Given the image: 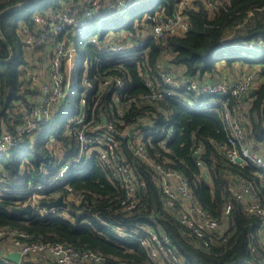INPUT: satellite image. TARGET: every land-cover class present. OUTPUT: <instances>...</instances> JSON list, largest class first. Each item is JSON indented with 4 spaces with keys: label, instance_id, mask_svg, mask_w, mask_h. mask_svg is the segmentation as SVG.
Instances as JSON below:
<instances>
[{
    "label": "built area",
    "instance_id": "2783aa9c",
    "mask_svg": "<svg viewBox=\"0 0 264 264\" xmlns=\"http://www.w3.org/2000/svg\"><path fill=\"white\" fill-rule=\"evenodd\" d=\"M137 1L77 0L73 2L72 8L65 5L43 15H33L31 22L34 28L23 25L19 30L23 47L27 51H32L36 46L42 47L39 56H37L39 53L31 52L38 63L24 71V87L31 89L37 87L39 91L35 101L23 110L22 121L15 126L14 131L11 132L7 128L1 131L0 153L26 146L27 138L31 142L36 140L35 137H39L50 122L51 114L59 105L65 103L75 79L77 42L82 51L76 78L80 87L75 93L78 99L74 115L69 118L65 131L68 147L61 145L55 138H50L48 141L49 149L54 150L52 153L54 175L46 181L45 185L28 181L26 188L18 189L10 187L6 174L0 172V198L11 195L29 196L30 199L20 203L17 208L23 209L27 206L31 208L29 213L20 214L24 219L35 215L46 219L71 218L67 209V204L70 202L78 207L75 218H82L89 213L87 208L89 200L84 193L75 191L69 184L52 191L49 187L62 183L68 177L71 168L87 166L89 160L95 158L107 170L106 176L109 182L116 190H119L118 195L113 198L116 202L113 203L120 212L130 213L145 207L143 198L146 195V182L142 174L127 162V156L120 150L119 143L115 141V123L123 117L129 105L149 104L155 107L157 113L152 116L147 114L138 116L124 127L119 136L126 150L143 165L145 173L151 177L157 191L162 195L164 208L177 212L179 223L195 240L194 245L203 250H209L213 246L228 243L234 234V230L228 227L226 221L231 204H225L224 222L221 224L196 203L189 191L186 177L168 165L169 155L174 154L169 147V142L174 136V127L169 120L158 125V115L166 113L162 103L174 96H178L189 110H195L198 107L218 108L223 129L228 134L225 143H217L216 146L218 149L225 150V159L231 163H237V158H240L239 162L250 161L257 168L264 170V155H261L248 142V139L246 140L248 120L242 114L248 106L244 98L249 95L252 86L259 81L257 80L259 78L256 72L243 71L239 77L237 76L226 85L223 79L213 81L183 75L180 69H175L168 62L159 60L154 64V68L147 67L146 73L141 68L138 69L146 92L138 96L129 94L126 75L121 72L123 68L120 65L119 68L115 66L113 69L116 71L112 73L110 68L101 70L98 61L95 62L91 57L84 58L83 48L89 45L93 46L97 50L94 52L97 53H116L137 57L139 54H144L147 51L148 42H152L163 54L168 36H181L188 31L190 25L187 11L195 7V2L202 1L209 10L213 8L212 0H171V10L165 12L164 9H159L153 14L145 13L142 20L146 21V24L136 22L133 25L134 32L124 29L115 31L109 28L105 29L102 41L98 33L83 40L85 30L89 28L93 18L97 17L101 24L103 20L105 22L114 15L129 10ZM252 15L253 13L249 12L245 19L233 26L234 29L231 28V31L251 26ZM147 19H149L148 22ZM65 31L71 32L70 38L64 33ZM61 33L63 35L60 36V40H57L56 36ZM241 44L248 50L264 53V39L250 40ZM84 60L90 62L88 67L85 66L82 70ZM39 65L41 67L38 71ZM89 70L99 74L97 83L90 77ZM38 72L44 76L43 79L37 75ZM152 73L155 75L151 76ZM106 92L110 96L111 109L109 110L102 109L104 104L100 98ZM203 96H208L207 102L201 99ZM228 97L233 100L232 106L228 105ZM161 151L165 154L164 156ZM192 153H194L195 165L202 170L200 177H204L200 160L201 145L193 147ZM23 163L26 166L29 161L24 160ZM24 172L25 168L22 169V173ZM232 178L239 187L248 192L244 199L239 198L244 213L261 219L263 226L261 230L264 231V205L259 196L244 178L240 176H232ZM60 191H65L66 196L62 197ZM59 197H62L66 207L46 208L42 205L43 201L52 202ZM90 200L95 199L90 197ZM98 213L93 212L92 215L98 218ZM83 223L84 221L80 220L75 227ZM105 226L111 234L130 236L136 240L145 249L151 264H174L178 261L168 236L163 232L158 233L150 228L136 227L125 234L126 230L116 224L107 222ZM262 249L264 250L263 247ZM14 253L18 254L16 261L8 258ZM259 253V251L256 252L257 257ZM215 254L221 256L222 251ZM0 264L142 263L118 262L109 260L92 249L77 248L53 241H38L33 234L15 226L6 225L0 226Z\"/></svg>",
    "mask_w": 264,
    "mask_h": 264
},
{
    "label": "trees",
    "instance_id": "16d2710c",
    "mask_svg": "<svg viewBox=\"0 0 264 264\" xmlns=\"http://www.w3.org/2000/svg\"><path fill=\"white\" fill-rule=\"evenodd\" d=\"M25 1L27 0H0V12ZM76 1L39 0L0 16V34L12 51V57L9 59L8 49L0 38V133L3 128L14 131L15 126L22 121L23 110L35 101L39 91L37 87L32 89L24 87V71L38 63L31 52L40 53L42 47L36 46L32 51H27L23 47L19 30L23 25L34 28L31 22L33 15H43L50 10L60 9L64 5L72 8L73 2ZM212 3L213 8L209 10L202 1L195 2V7L187 11L190 25L188 31L181 36H168L163 54L154 43L148 42L147 51L137 57L116 53H97L94 52L97 50L89 45L83 48V56L91 57L95 62L98 61L101 70L110 68L111 73L116 71L113 69L115 66L120 65L123 68L121 72L127 78L129 94L133 96L146 92L138 69L141 68L146 73V68L149 66L154 68V64L159 60H164L175 69H180L183 75L213 81L221 70L219 63H223L229 70L235 63L247 65L249 70L256 72L259 81L255 82L251 88L255 91L254 95L250 96L249 93L244 98L248 105L242 112L248 120L246 140L248 139V142L261 155H264V53L248 50L241 44L250 40L264 39V9H262L264 0H212ZM171 8V0H158L150 7L147 0H138L129 10L116 15L121 18L118 19L115 29L111 28V19L103 23L102 30L100 20L97 17L93 18L89 28L85 30L83 40L98 33L102 41L105 29L109 28L115 31L124 29L134 32L133 25L136 22L146 24V21L142 20L145 13L153 14L159 9L167 12ZM249 12L253 13L251 26L240 27L232 32L231 28L234 29L233 26L245 19ZM64 33L70 38V31ZM61 35L63 34L57 35L56 39L60 40ZM234 45L240 48L233 57L226 58L225 52ZM244 51L259 55V59L245 58ZM89 62L84 60L82 70L85 66L88 67ZM89 75L97 83L99 74L89 70ZM154 75L152 73L151 76ZM176 92L179 93V91ZM109 97L108 92L100 96L104 104L102 109H111ZM77 99L78 96L74 98L68 118H61L65 103L59 105L51 114L50 122L38 139L31 142L27 138L26 146L0 153V172L6 174L10 187L24 189L28 181L45 185L46 181L54 175L52 154L54 150L47 147L48 141L50 138H55L61 145L68 147L65 131L69 118L74 115ZM201 99L207 102L208 96H203ZM200 102L203 101L200 100ZM233 104V100L228 97V105ZM162 107L166 113L158 115V125L169 120L174 127V136L169 142V147L174 154L169 155L168 165L186 177L189 191L196 203L218 223L224 222L225 204H231L226 221L228 227L234 230V234L228 243L213 246L209 250H203L194 245L195 240L179 223L177 212L164 208L162 195L157 191L151 177L145 173L143 165L126 150L119 134L138 116L156 114L155 107L149 104L129 105L123 117L115 123V141L119 143L120 150L127 156V162L142 174L146 182V195L143 198L145 207L135 212H120L113 203L116 202L113 198L118 195L119 190H116L109 182L106 176L107 170L95 158H92L87 166L71 168L68 177L58 186L49 187L52 191L69 184L75 191L84 193L89 200L87 207L89 213L84 217L75 218L78 207L70 202L67 204V209L71 218L46 219L35 215L24 219L13 210L30 197L11 195L0 198V226L18 227L35 235L38 241H53L77 248L92 249L109 260L151 264L145 249L136 240L130 236H118L108 231L105 223L111 222L123 227L126 230L125 234L136 227L165 233L169 238L170 246L174 248L178 256V261L174 264H264L262 249L264 246L258 235L263 227L262 221L256 216L244 213L239 197L232 191L235 186L232 176H240L251 184L264 205V170L257 168L250 161L231 163L225 159V150L218 149L216 146L217 143H225L228 134L223 129L218 108L198 107L195 110H189L178 96L164 101ZM197 145L202 147L200 160L204 177H200L202 170L195 165L194 153H192L193 147ZM162 154L165 155L163 152ZM24 160L29 161L26 166L31 168L24 165ZM158 160L161 161L162 158ZM23 168L25 173H22ZM64 192L60 191L62 197L66 196ZM90 197H94L95 200L91 201ZM93 212H99L98 218L92 215ZM80 220L84 223L75 227ZM142 233H140L141 236ZM221 251V256L215 254ZM258 251L259 257L256 256Z\"/></svg>",
    "mask_w": 264,
    "mask_h": 264
},
{
    "label": "rangeland",
    "instance_id": "374dc122",
    "mask_svg": "<svg viewBox=\"0 0 264 264\" xmlns=\"http://www.w3.org/2000/svg\"><path fill=\"white\" fill-rule=\"evenodd\" d=\"M148 1V6H152L155 2H157L158 0H147ZM65 6V5H64ZM121 16H116L114 15L113 18H111L110 20V23H111V28L112 29H115L116 27V24H117V21L118 19H120ZM103 23H104V20L101 22V27L100 29H102L103 27ZM76 48H77V54H78V57H77V60H76V65H75V79L73 81V87H72V90L71 92H69V95L67 96V99L65 101V105L63 106L62 108V112H61V118L63 117H69L71 111H72V107H73V103H74V97H75V93L78 91L79 87H80V84L77 83V75H78V69H77V65L80 61V58L82 57V51H81V47H80V44L79 42H77L76 44ZM240 47L237 46V45H234L232 46L231 49L227 50L225 52V57L226 58H231L233 57V54L239 49ZM40 53L37 55L39 56ZM243 56L249 60H253V59H259V55L257 54H252V53H246L245 51L243 52ZM218 66H221V70L218 71V73L216 74L215 78L216 80H221L223 79L224 83L226 85L230 84L237 76L239 77V75L241 74V72L243 71H252V72H255L254 70H249L245 65H240L238 63H235L233 64V68L232 69H227L225 68V66L223 65V63H219ZM41 67V65L38 66V71H39V68ZM37 75H40V79H43L44 76L39 72L37 73ZM243 114V113H242ZM48 147V146H47ZM49 148V147H48Z\"/></svg>",
    "mask_w": 264,
    "mask_h": 264
},
{
    "label": "water",
    "instance_id": "95a60500",
    "mask_svg": "<svg viewBox=\"0 0 264 264\" xmlns=\"http://www.w3.org/2000/svg\"><path fill=\"white\" fill-rule=\"evenodd\" d=\"M39 0H27L25 2H22V3H19L17 5H14V6H11V7H8V8H5L4 10H2L0 12V16L3 15L4 13L8 12V11H12L14 9H17V8H20L22 7L23 5L27 4V3H30V2H37ZM149 21V19H147V22ZM0 38L3 42V44L7 47L8 49V52H9V59L12 57V51L7 43V41L1 36L0 34ZM254 90H251L250 92V96L254 95ZM237 161L239 162L240 161V158H237ZM42 205L46 208H49V207H57V206H61V207H66V204L62 201V197H59L57 198L56 200L52 201V202H45L43 201L42 202ZM31 211V208L29 206L23 208V209H14L13 212L16 213V214H26V213H29ZM9 259L13 260V261H16L17 258H18V254L17 253H14V254H10L8 256Z\"/></svg>",
    "mask_w": 264,
    "mask_h": 264
},
{
    "label": "crops",
    "instance_id": "0c3cea01",
    "mask_svg": "<svg viewBox=\"0 0 264 264\" xmlns=\"http://www.w3.org/2000/svg\"><path fill=\"white\" fill-rule=\"evenodd\" d=\"M37 137L38 136H36L35 139H38L39 138V137L38 138ZM232 180H234V178H232ZM234 182H235V180H234ZM232 191H233L234 194L237 195V197H239L241 199H244L247 196V194H248L247 190L239 187L236 183H235V186L232 188ZM258 235H259L260 240L262 241V246H264V231L261 230Z\"/></svg>",
    "mask_w": 264,
    "mask_h": 264
}]
</instances>
